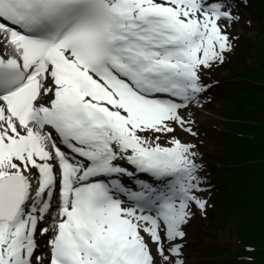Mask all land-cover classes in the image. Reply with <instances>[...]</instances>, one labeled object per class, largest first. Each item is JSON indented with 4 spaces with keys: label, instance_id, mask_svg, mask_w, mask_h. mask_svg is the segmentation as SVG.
Here are the masks:
<instances>
[{
    "label": "snow or ice",
    "instance_id": "1",
    "mask_svg": "<svg viewBox=\"0 0 264 264\" xmlns=\"http://www.w3.org/2000/svg\"><path fill=\"white\" fill-rule=\"evenodd\" d=\"M241 7L0 0V264H187L208 187L176 133L198 135Z\"/></svg>",
    "mask_w": 264,
    "mask_h": 264
},
{
    "label": "trees",
    "instance_id": "2",
    "mask_svg": "<svg viewBox=\"0 0 264 264\" xmlns=\"http://www.w3.org/2000/svg\"><path fill=\"white\" fill-rule=\"evenodd\" d=\"M253 1L259 9L260 27L264 29V0ZM249 46V41L236 43L235 51L238 53L241 47L243 52L236 58V68L241 62L238 60L249 54ZM253 48L256 52L253 66L242 65L241 72L237 71L238 75L230 81L216 76L228 67H220L217 73L211 69L206 72L211 77L210 83H220L219 94L231 108L215 124L217 149L214 156L204 159L208 163L205 176L212 196L217 198L216 210L224 221L228 218L235 224L236 245L225 246L215 240L212 243L204 237L201 239L204 253L198 264H264V41ZM214 221L211 215V222ZM249 247L255 249L251 262L245 252ZM213 256H222L223 260L227 257L226 263L215 262Z\"/></svg>",
    "mask_w": 264,
    "mask_h": 264
},
{
    "label": "rangeland",
    "instance_id": "3",
    "mask_svg": "<svg viewBox=\"0 0 264 264\" xmlns=\"http://www.w3.org/2000/svg\"><path fill=\"white\" fill-rule=\"evenodd\" d=\"M253 2V0H246L247 7H241L239 10V22L235 23L230 28L232 34L239 38L235 42L241 43L242 41H249V54L238 60H241V62L240 64L238 62V67L236 68V58L242 55L243 52L240 47L239 52L237 53L234 46L233 51L228 55V57L232 55L231 58L229 60L227 59L223 65L219 66V68H228L221 73L216 74L218 78L222 77L230 81L232 77H236V75H238L237 71L241 72L240 67L242 65L253 66L254 64V56L256 55V52L253 46L257 42L264 41V29L260 27L262 25V22L260 14H258L259 9L256 3ZM219 68H213L211 71L213 73H217ZM228 69L229 71L227 72ZM204 79L207 82L211 80L208 75H205ZM223 82H221V84H223ZM217 84L215 89H211L203 98L202 102L204 106L202 108H196L199 112L195 115L197 123L193 125V130L201 136V139L195 140L194 136H191L185 132H181L179 129L176 133V135H178L182 141L195 143L197 145L198 150L201 154L198 157V160L203 164L202 172H204V174V165L208 166V163L205 162L204 159L206 157L214 156V151L217 149L216 135L214 133L215 124L219 123L218 121L221 120L219 116L225 113L227 109L231 108L229 107V104L226 102V100L221 98L219 94L220 83ZM230 139H233L232 135H230ZM212 161H214V159ZM209 163L212 164L211 162ZM206 181L208 191L203 194V198L207 199L209 203L207 216L202 217L197 211L195 217L186 226L187 246L185 248V252L187 256V264H198V262L201 260L202 254L204 253L201 245V239L204 237H207L208 240H211L212 243L213 240H215L217 242H222L223 244H225V246L228 245L233 247L234 245H236L235 224L233 221H231V219L227 218L224 221L220 216L215 206V199L217 198L211 196V186L209 180L206 179ZM211 215H213L215 218L214 223L211 222ZM229 249L230 248L226 249L228 252L227 255L231 254ZM226 259L227 257L223 260L222 256L212 257V260H215V262L224 261V263H226Z\"/></svg>",
    "mask_w": 264,
    "mask_h": 264
},
{
    "label": "bare ground",
    "instance_id": "4",
    "mask_svg": "<svg viewBox=\"0 0 264 264\" xmlns=\"http://www.w3.org/2000/svg\"><path fill=\"white\" fill-rule=\"evenodd\" d=\"M229 70H227V72H228ZM211 108V107H210ZM198 109H196V108H194L193 109V115L195 116L196 114H198ZM194 139L195 140H199V139H201V136L200 135H197V136H194ZM185 142V141H184ZM41 241H44V240H41ZM43 245V244H42Z\"/></svg>",
    "mask_w": 264,
    "mask_h": 264
}]
</instances>
